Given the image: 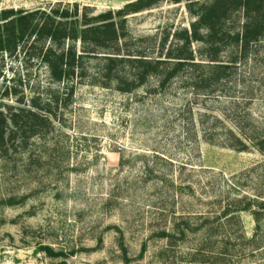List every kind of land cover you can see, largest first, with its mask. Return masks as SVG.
<instances>
[{"label":"rangeland","instance_id":"rangeland-1","mask_svg":"<svg viewBox=\"0 0 264 264\" xmlns=\"http://www.w3.org/2000/svg\"><path fill=\"white\" fill-rule=\"evenodd\" d=\"M127 1L0 0V10L59 2L73 9L78 2L91 15ZM191 19L185 0H161L130 14L127 26L139 38ZM36 51L0 53V109L48 103L56 123L28 148L0 157V264H264V217L258 231L251 211L241 212L243 228L214 218L228 196L242 192L238 186L261 188V171L252 170L260 152L211 144L200 132L188 137L181 111L193 96L177 84L161 92L150 80L122 92L95 79L91 61L88 77L76 78L71 91L51 78ZM239 71L253 90L249 108L264 116V47ZM244 91L240 85L237 94ZM203 212L211 216L205 230L184 239L171 230L180 215ZM164 228L175 235L172 244L160 235ZM46 245L65 255H48Z\"/></svg>","mask_w":264,"mask_h":264},{"label":"trees","instance_id":"trees-1","mask_svg":"<svg viewBox=\"0 0 264 264\" xmlns=\"http://www.w3.org/2000/svg\"><path fill=\"white\" fill-rule=\"evenodd\" d=\"M161 0H131L117 9L89 15V6L78 2L51 9L0 10V53L14 54L31 48L48 66L51 78L73 90L76 78L88 77L89 63L96 65L95 79L133 92L155 81L154 89L166 92L174 84L188 89L193 99L181 111L188 137L238 151L257 150L264 157V116L249 108L250 88L239 71L242 64L264 47V0H185L192 15L189 26L165 28L160 35H130V14L151 9ZM176 3L182 0H174ZM82 10V12L80 11ZM98 81V82H99ZM243 85L242 96L237 89ZM46 103L27 106L21 102L0 109V157L30 146L31 138L55 130L54 115ZM45 110V112H44ZM199 139V138H198ZM260 170L255 193L228 196L214 215L218 226L243 228L242 211H251L257 231L264 217V158L253 165ZM237 185V184H236ZM263 187V188H262ZM193 215V216H192ZM180 215L171 230L184 239L188 231L206 229L210 214ZM211 231V229H207ZM169 244L175 235L164 228ZM51 256H64L50 245ZM57 264H68L62 258Z\"/></svg>","mask_w":264,"mask_h":264},{"label":"crops","instance_id":"crops-1","mask_svg":"<svg viewBox=\"0 0 264 264\" xmlns=\"http://www.w3.org/2000/svg\"><path fill=\"white\" fill-rule=\"evenodd\" d=\"M129 1H131V0H129ZM128 2V1H127Z\"/></svg>","mask_w":264,"mask_h":264}]
</instances>
